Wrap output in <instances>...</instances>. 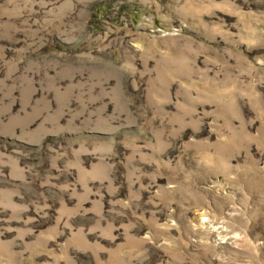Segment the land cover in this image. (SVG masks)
Returning <instances> with one entry per match:
<instances>
[{
  "label": "rangeland",
  "instance_id": "rangeland-1",
  "mask_svg": "<svg viewBox=\"0 0 264 264\" xmlns=\"http://www.w3.org/2000/svg\"><path fill=\"white\" fill-rule=\"evenodd\" d=\"M0 264H264V0H0Z\"/></svg>",
  "mask_w": 264,
  "mask_h": 264
}]
</instances>
